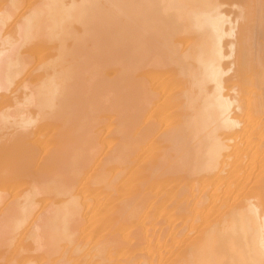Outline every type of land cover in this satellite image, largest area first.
<instances>
[{
  "label": "bare ground",
  "instance_id": "6f19581e",
  "mask_svg": "<svg viewBox=\"0 0 264 264\" xmlns=\"http://www.w3.org/2000/svg\"><path fill=\"white\" fill-rule=\"evenodd\" d=\"M71 1L0 0V264H37L25 240L56 264H264V0ZM39 26L74 35L70 65L33 63Z\"/></svg>",
  "mask_w": 264,
  "mask_h": 264
},
{
  "label": "rangeland",
  "instance_id": "374dc122",
  "mask_svg": "<svg viewBox=\"0 0 264 264\" xmlns=\"http://www.w3.org/2000/svg\"><path fill=\"white\" fill-rule=\"evenodd\" d=\"M111 1H112V0H109V1H108V0H103V1H102V0H99V1L96 0V2L102 3L101 5H106V4H107V6H103L102 9H104L105 7H108L107 9L111 8V7H109V6H112V5H110ZM116 1H118V0H116ZM116 1H115V2H116ZM7 2H8V1H7ZM7 2H6V4L9 5V3H7ZM68 2H69V1H68ZM70 2H72V1L70 0ZM94 2H95V0H94ZM113 2H114V1H113ZM99 3H97V4H99ZM104 3H106V4H104ZM66 4H67V1H66ZM108 4H109V5H108ZM101 5H99V6L101 7ZM95 6H96V8H97V5H95ZM24 7H25V6H24ZM24 7H22L21 10L24 9ZM112 7H113V6H112ZM39 8H40V12L45 11V9H46V8L44 7V5H41ZM97 9H98V10H101L99 7H98ZM107 9H106V10H107ZM111 9H114V8H111ZM111 9H109L108 11H110ZM41 10H42V11H41ZM112 11H115V10H112ZM112 11H111V12H112ZM22 12H23V10H22ZM22 12H21V13H22ZM115 12H116V11H115ZM112 13H113V12H112ZM113 14H114V13H113ZM116 14H119L121 17H124V16L122 15V13H120V11H117ZM119 15H118V16H119ZM231 15H232V17H233V14H230V16H231ZM92 16H93V15H92ZM92 16H91V17L89 16V18H87V19H88V22H87V23H88V26L83 25V24H86V23H85L86 21H85V22H83V21L80 22L79 19H76V21L74 20L75 22H74L73 20H70V22H68V23H67V21H68V20H67V21H65V25H64V26H66V27L69 29V31H71V32H73V28H74V32H75V33H76L77 29L85 30V28H86V29H92V30H94V29H95L94 27H96L97 25H99L100 23H102L103 20L100 19V17H101L100 15H99V17H98V15L95 14V16H97L98 18H96V17L93 18ZM118 16H117V17H118ZM120 16H119V17H120ZM41 17H42L41 19L43 20V15H42ZM109 17H110V16H109ZM117 17H116V18H117ZM119 17H118V19L121 18V17H120V18H119ZM111 18H112V17H111ZM116 18L114 17L113 19H110V20H111V21H112V20H117ZM230 18H231V17H230ZM99 19H100V20H99ZM97 20H98V21H97ZM121 20H123V19L121 18V19L118 20L117 22H122ZM99 21H101V22H99ZM44 22H45V21H44ZM93 22H94V23H93ZM98 22H99V23H98ZM123 22H124V21H123ZM41 23H42V22H41ZM41 23H40V25H41ZM97 23H98V24H97ZM45 24H46V27H48V26H47L48 23H45ZM90 24H91V25H90ZM43 25H44V24H43ZM39 27H40V26H39ZM75 27H76V29H75ZM88 27H89V28H88ZM92 27H93V28H92ZM39 29H40V31H41V32H39V34L41 33V34L43 35V36H42V35L40 34V36L42 37L43 40H41V42L39 41L38 43H41V45H44L46 49L48 48V46H49V47H50V45H52V46H51V48H49L50 50H48L49 53H47V50H46V49H45L46 51H44L43 53H41V55L43 54V55H42L43 57H42L41 59H40V57H41L40 54H39L40 57H38V54H37V55H32V56H34L35 59L37 58L36 60L34 59L33 63H35V65H36V62H37V61H41V60L43 59L42 61L46 60V61H45L46 63L50 60V61L48 62V63H50V65H48V68H49V66H51V65H52L53 67L55 66V68L58 67V66L60 67V65H62V66L64 67V66L66 65V64L64 63V61H65V59H66L67 56L65 57V59H63V58H62L63 56H60L61 54L59 55V53H61V52H59V51L61 50L60 46H61V45H64V44L66 43V45H64L65 48H66L67 45H68V41L70 42V45H73V44H74V41H73V39H74V35H71V36H68V37H67L66 35L63 36V34H62V36H63V38H62V36L60 37V35H61L60 33H59L60 35H59V34L51 35L50 32H48V28H45V27H43V26H41ZM39 29H38V30H39ZM43 29H44V30H43ZM38 30L36 29L35 32L38 33ZM75 30H76V31H75ZM74 32H73V34H74ZM78 32H81V31H77V33H78ZM12 33H13V32H12ZM81 34H82V33H81ZM12 36L14 37L15 34H12ZM40 36H39V39H41ZM16 37H17V35H16ZM44 37H45V38H44ZM46 38H47V39H46ZM72 38H73V39H72ZM14 39H15V37H14ZM49 40H50V41H49ZM65 40H66V41H65ZM94 40H95V39H94ZM94 40H93V39L88 40L89 43H88V41H87L86 43H88V44L94 43V42H95ZM43 41H44V42H43ZM47 41H48V42H47ZM90 41H91V42H90ZM34 43H35V42H34ZM43 43H44V44H43ZM45 43H47V44H45ZM49 43H50V44H49ZM48 44H49V45H48ZM55 44H57V46H56ZM53 45H54V46H53ZM46 46H47V47H46ZM54 47H57V48H54ZM69 47H71V46H69ZM69 47H67V48H69ZM53 48H54V49H53ZM67 48H66V50H67ZM51 49H53L54 52L51 53ZM57 49H58V51H57ZM59 49H60V50H59ZM53 50H52V51H53ZM55 50L57 51V55L55 54V52H56ZM61 51H62V50H61ZM44 53H46L45 56H47V54H49V56H51L52 58H51V57L49 58V56H47V58L45 59ZM52 54L56 55L57 57H55V56L52 55ZM58 55H59L60 57H59ZM35 56H36V57H35ZM53 56H54V57H53ZM54 58H55V59H54ZM59 58H60V59H59ZM39 59H40V60H39ZM51 59H52V61H51ZM53 59H54V60H53ZM61 60H62V61H61ZM66 60H67V59H66ZM58 61H59V63H58ZM67 61H68V62H67ZM67 61H66V62L69 63V61H71V60H67ZM52 62H54V63H52ZM55 62L57 63V65H55V64H56ZM61 62H62V63H61ZM48 63H47V64H48ZM70 63H71V62H70ZM70 63H69L68 65H70ZM63 64H64V65H63ZM68 65H67V66H68ZM52 66H51V67H52ZM62 66H61V67H62ZM65 67H66V66H65ZM87 74H88V73H87ZM90 76H91V75H90ZM90 76H89V77H90ZM89 77H88V79H86V81H87L88 83H89V81H91V82L89 83L90 86H91V84L93 85V81H94V79H95L94 83L96 82L97 79H98L97 81H100V80H101V77L98 78L99 76H98V77L91 76V77H90V78H91L90 80H89ZM92 80H93V81H92ZM68 81H69V79H68ZM70 82H71V81H70ZM70 82H69V83H70ZM95 90H96V88H95ZM83 92H87V93H88L89 91H83ZM89 93H90V95H91V94H92V90H91ZM234 93H236V92H233L232 94H234ZM82 94H83V93H82ZM232 94H230V97L233 96ZM16 95H17V94H16ZM73 95H74V94H73ZM75 95H76V94H75ZM75 95H74V96H75ZM231 95H232V96H231ZM74 96H73V97H74ZM76 96H77V95H76ZM75 98H76V97H75ZM56 99H57V98H56ZM60 99H61V98H58L57 100H59V101L56 100L57 102H56V101L54 102V105H55V106H53V107H54V108L56 107L55 109H54L53 107H50V108H53L55 111H54L53 109H49V107H47L49 111L51 110V111H54L53 113H55V114H53V113L51 112V114H52V116H51V117H52V120H53V118L56 120V119L62 117V119H63V121H64V119H67V117H66L65 115H68V117H71V119H73V118H72V114H73L72 111H74V114H75V115H73V116H75V118H76V117L78 116V112H75V111H76V110H74L75 108L70 107L69 109H68V108L66 109V108H64V106H63V108L61 107V109H60V108L58 107V106H60L61 103L58 104V105H57L56 103L61 102ZM231 99H232V98H231ZM102 100H104V95H103V97L101 96V98H100V101H102ZM102 105H103V104H102ZM61 106H62V105H61ZM33 107H34V106H33ZM103 107H104V106H102V108H103ZM110 107H111V106H110ZM110 107H109V108H110ZM28 108H29V107H28ZM31 108H32V106H31ZM36 108L38 109L39 107H36ZM47 108H39V110H37V111L39 112L40 109L43 110V109H47ZM96 108H98V107H96ZM96 108H95V109H96ZM29 109H30V108H29ZM29 109H28V110H29ZM32 109H34V108H32ZM32 109L29 110V111H30V112H33V111H34L33 113L35 114V109H34V110H32ZM56 109H57V110H56ZM64 109H65V110H64ZM95 109H94V110H95ZM10 110H11V111H10ZM10 110H9V111L12 112V109H10ZM62 110L66 111V112H68V113L66 114V112H63ZM71 110H72V111H71ZM96 110H97V109H96ZM100 110H101V109H99V110H98L99 112H98V111H97V112H98V114H99L100 116H102V115L104 114L103 111L106 112V109L104 110V108H103V111L101 110V112H100ZM29 111H28V112H29ZM45 111H47V110H45ZM45 111H44V112H45ZM57 111H59V112H57ZM60 111H61V112H60ZM115 111H118V110H117V109H116V110H114V109L111 110V108H110V113H113V112H115ZM10 112H9V113H10ZM38 112H37V113H38ZM44 112H41V111H40V112L38 113V116H39L41 113L44 114ZM107 112H109L108 109H107ZM189 112H190V111H189ZM49 113H50V112H49ZM49 113L47 112V114H48L49 116H45L46 113H45L44 116H45L46 118H47V117H50V114H49ZM56 113H57V114H56ZM62 113H64V114L61 115ZM102 113H103V114H102ZM110 113H108V114L105 113L103 116H112ZM121 113H122V112H121ZM109 114H110V115H109ZM34 116H35V115H34ZM44 116H43V119H45ZM54 116H55V117H54ZM58 116H59V117H58ZM63 116H65V117H63ZM41 117H42V115H41ZM51 117H50V119H51ZM164 117H165V116H164ZM75 118H74V119H75ZM167 118H169V119H168V122H166ZM170 118H171V120H172L173 122L170 121ZM62 119L60 118V120L58 119L57 121H60V122H61L60 125H61V126H64V125L66 124V122H64V124L62 125V122H63ZM69 119H70V118H69ZM69 119H67V120H69ZM240 119L242 120V117H240ZM163 120H165V122H164ZM241 120H240V121H241ZM65 121H66V120H65ZM243 121H244V118H243ZM161 122H162V123H161ZM167 123L170 124V125H168ZM173 123H174V118L171 117V116H170V117H169V116H166L165 119H162V121H160V130H161V129L164 130V128H163V127H164V124H167V125H165V126H169V127H167V128H170L171 126H173V125H172ZM175 123H176V122H175ZM67 124H68V122H67ZM174 125H175V124H174ZM167 128H166V129H167ZM171 129H172V127L170 128V130H171ZM167 130H169V129H167ZM167 130H166V131H167ZM160 132H161V131H160ZM104 137H105V136H104ZM111 144H112L111 142H110V143H107L106 146H105L104 149H103V152H105V151L107 150L106 148H107L108 146H110ZM105 149H106V150H105ZM109 149H110V147H109ZM109 149H108L107 151H109ZM174 149H175V147L172 148V150H174ZM172 150L170 149V151H172ZM177 150H178V149H176V151H177ZM182 150H183V149H182ZM107 151H106L104 154H106ZM178 151H180V150H178ZM178 151L175 152V150H174L172 153L169 152V154H170V155L172 154L173 157H175V155H176V157H177V156H178L177 154L179 153V156L182 157L183 154H181V151H180V152H178ZM184 151H185V150H183V152H184ZM183 152H182V153H183ZM169 154H168V155H169ZM170 155L168 156L169 158H170ZM172 155H171V158H170V159H169V158H166V159H168V161L166 160V162H168L167 165L169 164V161H170V160L172 161V158H173ZM104 156H105V155H104ZM104 156L102 155V157H104ZM102 157H101V158H102ZM181 157H180V158L177 157V158H178V159H177L178 162H179V159L181 160ZM101 158H100V159H101ZM174 160H175V161H174ZM174 160H173V161L176 162V159H174ZM171 161H170V163H171ZM173 161H172V163L169 165L170 167L173 166V165L176 166V164L178 163V162H177L176 164H174ZM179 163H180V162H179ZM235 163H237L236 160H235L234 164H235ZM243 164H244V162H243ZM165 165H166V164H165ZM235 165H237V164H235ZM119 166L122 168V165H118V167H117L115 170H116V171L119 170V172H120V169H121V168L119 169ZM174 166H173V167H174ZM123 167L125 168L124 164H123ZM117 169H118V170H117ZM122 169H123V168H122ZM122 169H121V171H122ZM252 181H253V180H251V182H248V185H247V188L245 189V192L243 191L244 194L242 193L243 199H244L245 201L249 199L248 201L251 202V201L253 200V198H255V197L257 196V195H253V194H255L254 192H253V194H252V192H251V188H252V185H251V184H252ZM183 182H184V181H183ZM250 186H251V187H250ZM249 188H250V189H249ZM246 190H247V191H246ZM248 190H249V191H248ZM250 192H251V194H247V193H250ZM240 196H241V195H240ZM242 196L240 197L241 199H238L239 197L236 198V199L238 200V201L236 200V203H238V202L241 203V202L244 201V200L242 199ZM244 196H246L247 198H244ZM248 196H249V197H248ZM251 196H252V197H251ZM90 197H92V196H90ZM257 198H258V197H257ZM257 198H255L251 203H254V201H256L255 203H257V202L259 201V200H258L259 198H258V199H257ZM250 199H252V200H250ZM256 199H257L258 201H257ZM239 200H241V201H239ZM236 203H235V204H236ZM228 207H230V205L225 206V207L223 206V208H224L225 210H228V209H226V208H228ZM156 208H157V207H156ZM156 208H155V209H156ZM223 208H222V211H220V214H222L221 212L224 211ZM157 209H158V208H157ZM124 210H125V209L120 210V211L116 214V216H117L118 218H120V219H122L123 217H125V215H126L128 209H126V211H124ZM228 211H229V210H228ZM125 212H126V213H125ZM154 212H157V211L155 210ZM154 212H153V213H154ZM223 213H225V211H224ZM158 216H160L159 213H157V217H158ZM218 216H220V215H218ZM218 216H217V217H218ZM157 217H156V215H155V218H156V219L153 220V221H155V222H152V223H153V224H152L153 227L156 226L155 223L158 222V218H157ZM160 217H161V216H160ZM212 218L214 219L213 216H212ZM212 218H211V219H212ZM160 219H161V218H160ZM160 219H159V220H160ZM213 219H212V220H213ZM124 223H125V221H124ZM124 223H123V225H124L123 227L126 226V228L128 229L127 231H129V227H127L129 224L127 223L128 225H126V223H125V224H124ZM139 224H141V223H139ZM154 224H155V225H154ZM157 224H158V223H157ZM130 226H131V225H130ZM133 226H134V225H132L131 227H133ZM138 227H139V226L137 225V229H138ZM154 228H155V227H154ZM201 228H202V227H201ZM113 229H114V228H113ZM119 229H120V228H119ZM137 229H136V231H134L133 234H131V232H132L133 230H131V228H130V230H131V231H129V234H130V235L128 234V232L126 233V235L124 234V233L126 232V231H125V230H126L125 228H123V232H118V231L116 230V228H115V230H113V232L110 231V230H108V231L114 233V235H115V232H116V233H117V234H116V237L120 235L118 238H120V237H124V236H121L122 234H124L125 236H127V234H128V236L133 235L132 237H139V235H141L142 230H141V231H140V230L138 231ZM121 230H122V227H121L120 231H121ZM134 230H135V228H134ZM101 231H102V232H100V231H99V232H100V234L102 235L103 231L105 232L106 230H101ZM108 231L106 232L107 235H108ZM114 231H115V232H114ZM193 231H194V232H191V235H190V237L192 236V237H191L192 239H194L193 237H198V235H199V233H200V232H199L200 229H199V230L196 229V230H193ZM99 232H98V234L96 235V237H97V236H98V237L100 236V235H99ZM196 232H199L198 235H197ZM96 233H97V232H96ZM96 233H95V234H96ZM112 233H111V234H112ZM119 233H121V234H119ZM95 234H94V235H95ZM193 234L196 235V236H194ZM94 235H92V236L94 237ZM114 235H112V236L114 237ZM92 236L90 235V237H92ZM108 236H110V235H108ZM0 237H3V236H0ZM90 237H89V235H88V238H90ZM93 237L91 238V241H90V242H93V239L95 240V238H93ZM98 237H97V239H98ZM105 237H106V236H105ZM5 238H6V237H5ZM5 238H4V240H2V242L0 243L1 247H4V248L6 247V244L4 245V243H3V241L6 242V241H5ZM84 238H86V236H85ZM84 238H83V240H82V239H79V240L77 241V244H80V243H81V244H84V242L86 241V239H84ZM101 238H102V237H101ZM2 239H3V238H2ZM99 239H100V238H99ZM99 239H98V240H99ZM84 240H85V241H84ZM87 240H88V239H87ZM98 240H97V242H98ZM123 240H124V239H123ZM189 240L191 241V239H189ZM0 241H1V238H0ZM190 241H188V242H190ZM90 242H87V241H86V244L88 243V244H87L88 247H89V243H90ZM99 242H100V241H99ZM192 242H193V241H192ZM2 243H3V244H2ZM23 243H24V245H25V243H26V244H29L28 246L25 247L26 252H27V253H25V254L35 257V258H34L35 263L38 262L37 264H41V262H44V261H45L47 264H56L57 262L60 263L59 259H58V261L56 262V259L61 255L60 253H56L55 255H54V253H53V256H51V254H52V251H51V252H50L51 254H49V253H47V254H49L48 257L51 256L52 258L50 257V259H47L48 257L45 255V253H42V251L44 250V247H38V245H37L36 243H35V244H36L37 246H36L33 242H32V243H33V244H32L30 240H25ZM190 243H191V242H190ZM86 244H84V245H86ZM91 244H92V243H90V245H91ZM93 244H94V243H93ZM95 244H96V242H95ZM2 245H3V246H2ZM87 246H86V248L89 249V248H91V247H94L95 245H91L89 248H88ZM6 248H7V247H6ZM6 248H5V249H6ZM37 248H38V250H37ZM0 249H1V250H0V253H2V252H3V248H0ZM5 249H4V250H5ZM7 249H8V248H7ZM40 249H41V251H40ZM42 249H43V250H42ZM36 250H37V252H36ZM142 250H143V251H142ZM6 251H7V250H6ZM44 251L46 252V251H48V250H44ZM44 251H43V252H44ZM140 251L144 252V251H145V248H144V249H141ZM48 252H49V251H48ZM138 252H139V251H138ZM5 253H6V252H5ZM139 253H141V252H139ZM139 253H138V254H139ZM14 254H15V252L12 250V255H14ZM174 254H176V253H174ZM174 254H172L171 256H170V254L167 255V256H168L167 258L169 259V260H168V263H169V261L172 259V257H173V259L175 258L176 255L174 256ZM41 255H42V258H39L38 256L41 257ZM60 257H61V256H60ZM38 258L41 259V260L37 261ZM173 259H172V260H173ZM0 261L2 262V260H1V256H0ZM1 262H0V263H1ZM45 262H44V264H46ZM59 263H58V264H59Z\"/></svg>",
  "mask_w": 264,
  "mask_h": 264
}]
</instances>
